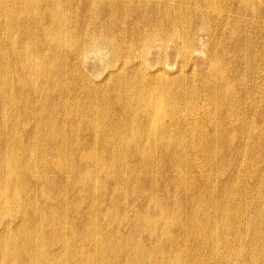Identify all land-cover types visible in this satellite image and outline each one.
Masks as SVG:
<instances>
[{
  "label": "bare ground",
  "instance_id": "bare-ground-1",
  "mask_svg": "<svg viewBox=\"0 0 264 264\" xmlns=\"http://www.w3.org/2000/svg\"><path fill=\"white\" fill-rule=\"evenodd\" d=\"M249 21L264 36V0H0V264H264V132L251 125L264 113L203 109L222 132L205 146L194 138L208 131L181 132L176 115L161 128L155 102L83 70L92 52L114 65L160 38L186 61L206 51L233 111L258 59ZM130 99L141 116L122 113ZM239 149L232 174L224 153Z\"/></svg>",
  "mask_w": 264,
  "mask_h": 264
},
{
  "label": "rangeland",
  "instance_id": "rangeland-1",
  "mask_svg": "<svg viewBox=\"0 0 264 264\" xmlns=\"http://www.w3.org/2000/svg\"><path fill=\"white\" fill-rule=\"evenodd\" d=\"M248 25L253 32L251 37L253 42L252 52L253 54L255 53V56L258 59L256 66L253 69V76L243 84L244 95L249 98V104L235 100L232 104L234 108L233 111L228 110L230 104L224 99V91L219 87L220 80H209L205 78V76L212 71L209 70V72H207L206 70H208L210 66L208 68L202 64L201 58L208 57L207 52L196 53L193 58L186 61L181 53L175 50L176 45L174 43L170 42L168 46L165 47L162 45L160 38L151 43L149 47L140 43L136 44L134 47L123 48L122 51L129 53L127 59L125 61H119L114 65H108L110 54L107 53L108 55L106 54V57V55H96V53L92 52L90 53L92 54V57L89 54L86 58V61L89 63L86 62L85 65L87 68L84 66L83 70L94 80V84L97 86L101 85L105 87L107 85H112L123 88H132V91L136 90L137 92H141L140 94L137 93L136 100L144 99L147 102H155V110H164L157 116V119L161 121V128L166 127L167 129H175L176 127L171 128V124L173 116L176 115L182 124L181 132L184 131L189 133L191 129H196L198 132L202 129L208 131L209 138L206 139L200 133L194 138V141L203 142L206 146L212 139H217V136L219 135L222 136V132L202 127L205 118L203 109H210L211 112L218 114L221 120L226 116L234 119L235 116L237 117L242 114L245 117V122L254 115L264 113V36L259 34L257 23L249 21ZM205 35L206 34L204 33L200 34V36L204 37ZM226 36L227 34L225 37ZM208 41L209 40H206L205 38L206 46ZM184 50L187 51V49ZM122 68H127V73L121 72ZM134 68H138V70L134 71ZM160 68L166 71L165 76L168 75V78L164 81H160L157 85L153 83L151 79V72ZM130 70H133V72ZM166 82H169L168 85L164 89H161ZM136 100L132 101L130 99L129 103H132L133 109L129 110L126 106V111L122 112L126 114L125 117L129 118L134 114L140 116L143 114V112L134 108V102ZM102 103L103 102L101 101L99 106L101 109ZM111 105L114 106L116 104ZM193 110L199 111L194 117V119L199 120V125H190L187 123L190 112ZM225 111L229 114H223ZM113 116L114 114L111 113L112 118ZM108 121H111L109 117ZM258 122L261 125L260 130L264 132V121L260 119L257 121L253 120L251 125H258ZM135 130L137 131L138 128ZM142 130L144 131L145 129ZM228 132V136H231L232 139L239 135L232 129L228 130ZM241 133H243V131H241ZM213 147L215 150H225L223 142H220L219 144L216 143ZM241 154L244 153L240 149L236 155H227L226 157V151L224 153V162L226 161L229 163L226 164L225 162V164L230 167V172L232 174H234V171L232 170L233 167L237 169L238 165L240 166L241 164L239 160ZM192 172L194 175V178L192 179H195V177L199 178L201 173H199L198 170L192 168ZM160 178L162 180L165 179V174L160 175ZM190 180L191 178L188 179V181ZM179 181L183 182L185 180L179 179ZM222 182L228 183L229 181Z\"/></svg>",
  "mask_w": 264,
  "mask_h": 264
}]
</instances>
